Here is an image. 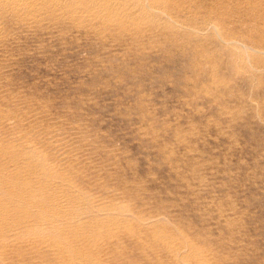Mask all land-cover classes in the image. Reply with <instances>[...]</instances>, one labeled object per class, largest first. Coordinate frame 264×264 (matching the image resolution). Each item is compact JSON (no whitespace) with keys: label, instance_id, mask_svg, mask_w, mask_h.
I'll return each instance as SVG.
<instances>
[{"label":"rangeland","instance_id":"374dc122","mask_svg":"<svg viewBox=\"0 0 264 264\" xmlns=\"http://www.w3.org/2000/svg\"><path fill=\"white\" fill-rule=\"evenodd\" d=\"M254 4L0 0V264H264Z\"/></svg>","mask_w":264,"mask_h":264},{"label":"bare ground","instance_id":"6f19581e","mask_svg":"<svg viewBox=\"0 0 264 264\" xmlns=\"http://www.w3.org/2000/svg\"><path fill=\"white\" fill-rule=\"evenodd\" d=\"M243 1V0H242ZM246 1V0H245ZM254 2H255V4H254V6L256 5V4H258L259 6H260V4H261V6L260 7H262V6H264V5H262V4H264V0H253ZM249 4H251V3H249ZM248 4V5H249ZM257 5V6H258ZM253 6V5H252ZM249 8H250V6H249ZM248 8V9H249ZM250 13H251V10L249 11ZM254 12L257 14V16H263L264 17V7L262 8V9H260V8H255L254 9ZM250 13H249V15H250ZM251 17H252V15H251ZM257 18V17H256ZM251 19V18H250ZM246 20V19H245ZM252 20V19H251ZM255 20V19H254ZM253 20V21H254ZM252 21V22H253ZM257 22V21H256ZM251 25V24H250ZM169 29H171V28H169ZM178 29H180V28H178ZM256 32H257V30H261V32L262 33H264V22L262 21L261 22V24H259L256 28ZM175 30V29H174ZM227 31V30H226ZM254 32V31H253ZM250 33H252V32H250ZM255 33V32H254ZM177 35V34H176ZM250 34H248V36H249ZM263 35V34H262ZM261 35V36H262ZM253 37V36H252ZM257 37H259V36H257ZM251 38V37H250ZM263 38V37H262ZM264 41H262V42H259L260 43V46L261 47H263L264 48V43H263ZM256 43V42H255ZM256 44H258V43H256ZM197 50H199V49H197ZM196 50V51H197ZM261 50H263V49H261ZM184 51V50H183ZM181 52V51H180ZM198 52H200V51H198ZM197 53V52H196ZM232 53V52H231ZM195 56V55H194ZM200 59V58H199ZM217 62V61H216ZM201 71V70H200ZM190 89V88H189Z\"/></svg>","mask_w":264,"mask_h":264}]
</instances>
